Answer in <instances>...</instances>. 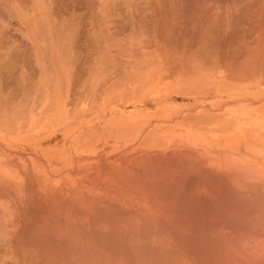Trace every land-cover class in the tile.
Instances as JSON below:
<instances>
[{
  "label": "rangeland",
  "instance_id": "obj_1",
  "mask_svg": "<svg viewBox=\"0 0 264 264\" xmlns=\"http://www.w3.org/2000/svg\"><path fill=\"white\" fill-rule=\"evenodd\" d=\"M182 1L192 9L205 2ZM45 4L33 0L35 17L46 13ZM136 4L137 31L145 32L146 21L154 32L160 29L164 0ZM227 7L233 62L246 68L250 96H255L264 87V0H227ZM26 24L14 32V40L34 61L0 72V251L6 250L0 259L9 260L4 264H229L235 259L242 264L241 257L253 254L245 248L248 253L256 245L264 248V173L258 170L257 153L80 151L91 138L81 140L77 112L73 144L66 147L52 137L49 41L42 36L35 42L32 33L26 35ZM33 41L40 46L38 60ZM119 248L124 250L117 255Z\"/></svg>",
  "mask_w": 264,
  "mask_h": 264
},
{
  "label": "crops",
  "instance_id": "obj_2",
  "mask_svg": "<svg viewBox=\"0 0 264 264\" xmlns=\"http://www.w3.org/2000/svg\"><path fill=\"white\" fill-rule=\"evenodd\" d=\"M84 1L88 4L90 0H79L82 5L79 4L78 0L76 2L74 0H56V5L53 6V9L57 8L56 11L54 10L55 12H50L51 14H48L47 8L49 9V7H47L46 13L42 16L44 20H42L41 17L39 18L41 19L39 22L40 24H47L46 26H48V104L50 128L51 131H53L52 137L55 136L56 139L58 136L66 147L68 145L71 146L74 142L73 137L76 136L74 135L73 127L74 120H76V118H74V112H77L80 113L79 136H81V140L83 137L91 138V140L86 139L81 145L82 148L80 151L94 153L130 152L141 153L144 156L149 154L255 152L258 154V170L264 173V87H258L256 95L250 96L249 79L246 68L244 69L242 65H234L232 17L231 10H229L231 8L227 7V0H216L217 2L214 0L215 3L213 1L211 2L213 7L209 6L208 3L210 2L207 1V3L205 1L200 3V5H204L199 6L197 9L184 7L183 4L185 3L181 0H164V24L155 32L150 29L149 32H151V34H147L146 32L151 38H148L145 33H137V30L134 29L136 27V21L134 24L129 22L132 26L128 24H123L122 26V22L120 23L119 20L118 22L122 29L119 25V29L117 27L115 28L117 25H114V22L111 23L109 21L110 18H106L105 15H103L102 9H105L104 1L96 0V5V2L90 1V4L86 5V7V2ZM181 2L183 4H180ZM66 3L70 4L67 5ZM98 5L99 8L97 7L98 9H96L98 11L95 10V12V6ZM70 6L73 7L69 8ZM78 6L81 10L76 8ZM63 7L70 9H68L67 15L63 14L65 11L67 12V8H65V10ZM112 8H114L112 12L114 11L116 13L120 12L119 8L121 10L119 6L116 7L118 12L115 10V7ZM76 10L80 12L78 13ZM82 10L84 12H82ZM57 11L59 12V15H57L59 17L61 16L60 18L54 14L57 13ZM90 14H92V18L89 16ZM62 15L66 17L63 19ZM97 15H99L101 19L99 16L95 18ZM81 18H85L86 21L84 19L81 21ZM88 19L93 20V22L96 19L101 20L100 23H95L98 28L97 31L95 30L97 29L96 25H92V22H88ZM79 22H82L83 25ZM118 22L115 21V24H118ZM79 24H81V26H79ZM111 25L114 29L111 28ZM85 27L88 28V31L84 30ZM58 28H62L60 29L61 32H59ZM74 28H77V31L74 30ZM127 28H129L130 31ZM67 29L69 31L71 30L72 33H69V31L67 33ZM120 29L124 30L120 33ZM91 30H93L92 34L97 38L93 35L86 37L88 33L91 34ZM84 31L87 33L86 35ZM126 31H128L127 35ZM37 32L39 35H42V32ZM77 32L78 35L76 36ZM129 32L132 35H130ZM38 33H36V35H38ZM101 33L102 35H99ZM68 34L71 36H68ZM112 34L116 35V37L118 36L121 41L118 37H113ZM128 34L130 36H128ZM80 35L81 38L79 37ZM133 35L135 39H133ZM192 35L194 36L192 37ZM110 36L113 37V39H111V44L113 43L112 45L115 46L114 48L117 52L114 48L109 49L111 48L109 43V41H111L109 40ZM98 37H100L101 40ZM38 38L41 39L42 36H38ZM78 38L80 40H78ZM187 38L193 41V45L190 41V46L186 44ZM114 39H118L120 42L124 41L120 43L117 40L116 42ZM68 40L70 41L68 42ZM88 41L90 42L87 43ZM137 41L142 43L136 45L138 44ZM145 41L149 46L145 44ZM82 42L83 47H87L89 50L85 48L86 51L79 45L81 49L83 48V50H80L77 45L79 43L82 45ZM63 43L65 46L62 45ZM126 44L127 47H124ZM131 44L133 46H130ZM69 46L70 49L75 46L76 50H70ZM138 46L140 47L138 48ZM144 46H146L145 49ZM201 46L203 48L202 50ZM77 47L79 49H77ZM91 47L93 49L97 48L96 51L94 50L96 54ZM120 47L122 50L124 49L123 52ZM208 47L211 48L209 49ZM126 48L128 49L126 50ZM199 48L200 50L198 52ZM141 49L144 51V55L139 56L138 59V52H142ZM204 49H206L205 51L207 52L203 51ZM66 50H68V52H65V56L63 55V51ZM99 50L100 55L98 54ZM111 50H113L116 55L114 52L112 53ZM85 51L86 53L88 51H93L94 53L92 52V55L96 59L93 58L89 52V54H84ZM136 51H138L137 54ZM76 52L78 54H76ZM67 53L70 55V59ZM122 53L124 54L120 55ZM195 54L201 57L199 58V56ZM82 55H86L88 58L85 56L84 59ZM118 55H120L123 60H119L120 58ZM212 55L213 57H211ZM125 56L127 58H125ZM78 57L84 59L85 62L87 61L86 63L89 65L90 63L94 64L95 66H90L92 69L95 68L90 71L89 65L85 62H83V64L81 63L83 61L82 59L78 61L81 63L80 68L76 60ZM89 57H92L93 63H88L91 61ZM129 57L132 58V60ZM149 57L151 58L149 59ZM190 57H193V61H191L192 58L190 60ZM210 57L214 62L212 60L210 61ZM66 59L68 60L66 61ZM127 59L129 60L127 61ZM205 60H207V66H205ZM137 61H140L139 63L141 66H138L139 63ZM67 62L70 64H67ZM192 62H194V66H192ZM190 63L192 69L190 68ZM211 63L213 66H211ZM85 64L89 68H87ZM73 65L75 67H73ZM126 65L129 68L125 67ZM105 66L111 69L108 70V67L105 68ZM210 66L212 69L215 68V71L214 69L212 71L209 68ZM78 68H80L81 72L76 70ZM84 68L93 72L91 73L92 77H90L91 75L87 76V72L88 74H90V72ZM115 68L117 69L115 70ZM134 68L137 71H135ZM208 68L212 73L209 72ZM105 72L108 73L107 76L103 75L106 74ZM77 73L79 76H77ZM83 74H86L87 77H84ZM73 75L77 76V78ZM80 75L86 78H82L83 81L86 80V85L83 81L81 83V79H78ZM52 77L53 79L51 80ZM87 78L90 79V81H88ZM75 79L80 82L78 81L77 83ZM107 79H109L108 84L106 83V81H108ZM55 84H58V89H56L58 91L55 90V88H57ZM74 84H80V86H82L80 87L77 85L72 89V85ZM83 84L86 86L85 90L82 89L85 87ZM262 85L264 86V83H262ZM79 91H83V96ZM79 93L82 98L78 96ZM70 151H72V149Z\"/></svg>",
  "mask_w": 264,
  "mask_h": 264
},
{
  "label": "bare ground",
  "instance_id": "obj_3",
  "mask_svg": "<svg viewBox=\"0 0 264 264\" xmlns=\"http://www.w3.org/2000/svg\"><path fill=\"white\" fill-rule=\"evenodd\" d=\"M43 1V0H42ZM55 1L56 0H45V2H46V8L47 7H49V9L47 8V13L48 14H51V13H53V12H55L56 11V9L57 8H55V9H53V6L54 5H56L55 4ZM72 1V0H71ZM75 2L77 1V0H74ZM91 2H96L95 3V5L97 4V1L96 0H90ZM90 1H88V4H90ZM102 1H104V4H105V9L103 8H100V9H102L103 11V15H105V17L107 18V17H109L110 18V22L112 23V22H114V25H117V26H115V28L117 27L118 29H119V27H118V25H119V22L121 23L122 22V26H123V24H128V25H131V23H135V21H136V27L134 28V29H136L137 30V5L138 4H136L137 3V1L138 0H102ZM149 1H151V0H149ZM176 1V0H175ZM182 1V0H181ZM189 1V0H188ZM187 1V2H188ZM198 1V0H197ZM201 1V0H200ZM203 1V0H202ZM206 1V0H205ZM208 1V0H207ZM211 1H213V0H211ZM60 2V1H59ZM78 2H79V0H78ZM81 2V1H80ZM80 2H79V4H80ZM84 2H86V1H84ZM214 2V1H213ZM215 2H217L216 0H215ZM214 2V3H215ZM36 3V2H35ZM61 3V2H60ZM63 3H65V2H63ZM71 3V2H70ZM70 3H66L67 5H69ZM83 3V2H82ZM200 3V2H199ZM202 3V2H201ZM208 3V2H207ZM85 4V3H84ZM87 4V2H86V4H85V7H86V5H88ZM92 4V3H91ZM180 4H183L182 2L180 3ZM185 4H188V3H186L185 2ZM216 4H219V3H216ZM37 5V4H36ZM73 5V4H72ZM80 5H82V4H80ZM79 5V6H80ZM184 5V4H183ZM189 5V4H188ZM187 5V6H188ZM204 4H202L201 6H203ZM207 5V4H206ZM63 6V5H62ZM66 6V5H65ZM76 6V5H75ZM79 6L78 7H76L77 9H79ZM93 6H94V3H93ZM101 6V5H100ZM117 6H119V7H121V10H120V8H119V11L120 12H118L117 10H116V7ZM186 6V5H185ZM190 6V5H189ZM35 6H33V0H0V72H5V73H11L12 71H14L15 69H18L19 67H24V66H27L28 64H29V60H33L32 58H29V57H27L26 55H24V54H22L23 53V51H22V49H23V46H21L20 48H18L17 46H16V40H14V39H16L15 38V34H14V32H16L17 30L18 31H20V29H19V27H20V25H22V23L23 24H25V23H27L26 25H27V36H29L31 33V35L30 36H32V38H33V40H35V42H37L38 40H39V38H38V35H39V33L37 32V31H40V32H42V35L40 34V36H43V37H48V26H46L47 24H40L39 22H40V20L42 19V16L40 15V17H41V19H39L38 18V16L39 15H37V17H35L36 16V8H34ZM57 7H59V6H57ZM61 7V6H60ZM71 7H73V6H70L69 8H71ZM82 7V6H81ZM80 7V8H81ZM83 7H84V5H83ZM82 7V8H83ZM89 7V6H88ZM92 7V6H91ZM99 8V5L98 6H95V9H94V11L96 10V9H98ZM110 7V8H109ZM112 7H115V10L118 12V13H116V12H112V9H114V8H112ZM64 9L65 8H67V7H63ZM62 8V9H63ZM69 8H67V12L65 11L63 14H65V15H67L66 13H68V11L70 10ZM131 8V9H130ZM63 9V10H64ZM69 9V10H68ZM92 9V8H91ZM90 9V10H91ZM55 10V11H54ZM62 10V11H63ZM66 10V9H65ZM79 10H81V9H79ZM77 11L76 10V12H80V11ZM85 10V9H84ZM87 10V9H86ZM59 11V10H58ZM57 11V13H54V14H56V16H58L59 14V12ZM60 11H61V9H60ZM96 11H98V10H96ZM95 11V12H96ZM101 11V10H100ZM44 12H45V10H44ZM51 12V13H50ZM82 12H84L83 10H82ZM87 12H93V11H87ZM86 12V13H87ZM60 13H62V12H60ZM73 13V12H72ZM116 13V14H115ZM53 14V15H54ZM58 14V15H57ZM75 14H77V13H75ZM83 14V13H82ZM95 14V13H94ZM96 14H98V13H96ZM71 15V14H70ZM84 15V14H83ZM44 16V15H43ZM63 16V15H62ZM71 16H73V15H71ZM70 16V17H71ZM77 16V15H76ZM79 16V15H78ZM91 18H92V14H90L89 15ZM99 15H97L95 18H97ZM49 17H50V15H49ZM54 17H55V15H54ZM59 17V16H58ZM61 17V16H60ZM59 17V18H60ZM64 17H66V16H63V19H64ZM69 17V18H70ZM84 17V16H83ZM87 17V16H86ZM90 17H88V18H90ZM58 18V19H59ZM69 18H67V19H69ZM78 18V17H77ZM93 18H94V16H93ZM99 18H100V16H99ZM208 18V17H207ZM53 19V18H52ZM56 19V18H55ZM85 21H86V19L85 18H83ZM82 18L80 19L81 21L83 20ZM101 19V18H100ZM42 20H44V19H42ZM57 20V19H56ZM89 20V21H88ZM87 21L88 22H92L91 24L92 25H96L95 23L96 22H98V23H100V21L101 20H98V19H96V20H98V21H96V20H94V22H93V20H91V19H88ZM91 20V21H90ZM108 20V19H107ZM120 20V21H119ZM78 21H79V19H78ZM115 21H119L118 22V24H115ZM42 22V21H41ZM56 22V21H55ZM65 22V21H64ZM64 22H63V24H64ZM129 22H131L130 24H129ZM261 22H262V20H261ZM260 22V20H259V23H261ZM43 23V22H42ZM46 23H47V21H46ZM54 23V22H53ZM57 23V22H56ZM58 23H59V21H58ZM79 23H81L82 24V22H79ZM84 23V22H83ZM97 23V24H98ZM262 23H264V22H262ZM50 24V23H49ZM81 24H79V26H81ZM88 24H90V23H88ZM57 25V24H56ZM83 25V24H82ZM85 25V24H84ZM87 25V24H86ZM99 25V24H98ZM104 25V24H103ZM121 25H119L120 26V28L122 29V27H121ZM141 25V24H140ZM144 25V24H143ZM143 25L141 26V28H143ZM13 26H16V27H13ZM69 26V25H68ZM91 26V25H90ZM93 26V27H94ZM100 26V25H99ZM98 26V27H99ZM102 26V25H101ZM112 26V25H111ZM132 26V25H131ZM144 26H146L145 27V29L146 30H144L145 32H139V31H137V33L139 32L140 34H143V33H145L146 34V32H147V34L149 33V34H151V32H149L150 31V29H153L152 27V25H151V23L149 24V21H146V23H145V25ZM77 27H78V24H77ZM83 27V26H82ZM87 27H88V25H87ZM127 27H129V26H127ZM84 28V27H83ZM96 28H97V25H96ZM100 28V27H99ZM111 28H113L114 29V27L112 26ZM124 28V27H123ZM126 28V27H125ZM132 28V29H133ZM60 29H62V28H60ZM60 29L58 28V30H59V32H61L60 31ZM77 29V28H76ZM75 28H74V30H76ZM78 29H80V28H78ZM88 28H86L85 27V29L84 30H87ZM93 29V28H92ZM101 29V28H100ZM107 29V28H106ZM120 29V33H121V31H123V30H121ZM127 29H129V28H127ZM138 29H139V27H138ZM66 30V29H65ZM96 31L98 30V28L97 29H95ZM68 29H67V33H68ZM77 31V30H76ZM88 31V30H87ZM111 31H112V29H111ZM129 31H130V29H129ZM71 32V30L69 31V33ZM74 32V31H73ZM92 32H93V30H91V34H87L85 31H84V33H85V35H86V37L88 36H90V35H93L92 34ZM125 32V31H124ZM127 32L128 31H126V35H127ZM36 33H38V35H36ZM52 33V32H51ZM72 33V32H71ZM80 33V32H79ZM83 33V34H84ZM94 33H97V32H94ZM114 33V32H113ZM117 33V32H116ZM115 33V34H116ZM119 33V34H120ZM138 33V34H139ZM81 34V33H80ZM123 34V33H122ZM129 34H130V32H129ZM128 34V36H130V35H132V34H130L129 35ZM135 34V33H134ZM146 34V36L149 38L150 36H148ZM55 35V34H54ZM61 35V34H60ZM66 35V34H65ZM64 35V36H65ZM78 35V32L76 33V36ZM82 35V34H81ZM81 35L79 36L80 38H81ZM99 35H102V33L101 34H99ZM107 35V34H106ZM113 35V34H112ZM117 35V34H116ZM116 35H113V37L115 36V38H117L116 37ZM125 35V34H124ZM68 36H71V35H69L68 34ZM94 36V35H93ZM97 36V35H96ZM136 36H138V35H136ZM152 36V35H151ZM188 36H191V35H188ZM194 35H192V37H193ZM57 37V36H56ZM62 37V36H61ZM95 37V36H94ZM113 37L112 36H110V38H109V40H111V39H113ZM132 37H134V35L132 36ZM146 37V38H147ZM64 38V37H63ZM66 38H68V37H66ZM65 38V39H66ZM72 38V37H71ZM85 38V37H84ZM91 38V37H90ZM95 38H97V37H95ZM94 38V39H95ZM99 39H100V37H98ZM140 38V37H139ZM145 38V37H144ZM147 38V39H148ZM151 38V37H150ZM73 39V38H72ZM71 39V40H72ZM87 39V38H86ZM118 39H119V37H118ZM116 39L117 41H121V39ZM133 39H135V37L133 38ZM137 39V38H136ZM142 39V38H141ZM141 39H138V40H141ZM183 39V38H182ZM191 39V38H190ZM63 40V39H62ZM78 40H80L79 38H78ZM84 40V39H83ZM88 40H89V38H88ZM101 40V39H100ZM99 40V41H100ZM103 40V39H102ZM115 40V39H114ZM115 40V41H116ZM124 40H125V38H124ZM123 40V41H124ZM128 40H131V39H128ZM188 40V41H187ZM187 40H186V44L187 45H189L190 46V44H189V38H187ZM70 40H68V42H69ZM76 41H77V39H76ZM75 41V43L77 44V42ZM86 41V40H85ZM85 41H83V42H85ZM116 41V42H117ZM119 41V42H120ZM122 41V42H123ZM136 41V40H135ZM147 41V40H146ZM145 41V42H146ZM153 41V40H152ZM151 41V42H152ZM30 42V41H29ZM63 42V41H62ZM81 42V41H80ZM83 42H82V45H81V43H79L77 46L80 48V46H82L83 47ZM90 41H88L87 43H89ZM104 42V41H103ZM111 42H112V40L111 41H109V43H110V46H111V48H109V49H112V48H114L115 46H113L112 44H111ZM118 42V43H119ZM122 42H120V43H122ZM126 42V41H125ZM124 42V43H125ZM128 42V41H127ZM138 42V44H136V45H139L140 43H142V42H140L139 43V41H137ZM143 42H144V40H143ZM192 40L190 41V43L192 44ZM43 43H45V42H43ZM94 43V42H93ZM105 43V42H104ZM31 44V49L34 51V53H35V57L37 58L36 60H38L39 58H38V54H39V47L40 46H36L35 44H34V41H33V44L32 43H30ZM65 44H66V42H65ZM99 44V43H98ZM117 44V43H116ZM127 44H129V43H127ZM127 44H126V46H124V47H127ZM147 46H149L148 44H147V42L145 43ZM150 44H152V43H150ZM203 44V43H202ZM206 44V43H205ZM35 45V46H34ZM63 46H65L64 45V43L62 44ZM69 45V44H68ZM75 45V44H74ZM80 45V46H79ZM88 45V44H87ZM96 45V44H95ZM100 45V44H99ZM98 45V46H99ZM119 45V44H118ZM136 45H135V47H136ZM142 45V44H141ZM187 45H185V46H187ZM193 45V44H192ZM191 45V46H192ZM45 48H46V45L44 44L43 45ZM66 46H67V44H66ZM93 46V45H92ZM97 46V47H98ZM123 46V45H122ZM130 46H133L132 44L130 45ZM188 46V47H189ZM200 46V45H199ZM205 46V45H204ZM203 46V47H204ZM60 47V46H59ZM77 47V49H79ZM95 47V46H94ZM140 46H138V48H139ZM145 47L146 46H144V49H145ZM197 47H198V45H197ZM197 47H195V48H197ZM47 48L49 49V45L47 46ZM64 48V47H63ZM84 48V50H86L85 48H87V47H83ZM83 48L81 49L80 48V50H83ZM105 48V47H104ZM117 48V47H116ZM134 48V47H133ZM143 48V47H142ZM206 48V47H205ZM209 48V47H208ZM211 48V47H210ZM209 48V49H210ZM216 48V47H215ZM214 48V49H215ZM69 49H70V46H69ZM73 49V51H74V49L76 50V48H75V46L72 48ZM72 49H70V50H72ZM88 49V48H87ZM91 49L94 51H96V49L94 48H92L91 47ZM90 49V50H91ZM98 49H100V48H98ZM115 49V48H114ZM118 49V48H117ZM120 49H121V47H120ZM128 48H126V50H127ZM150 49V48H149ZM185 49V48H184ZM192 49H194V48H192ZM203 48H202V46H201V50H202ZM209 49H208V51H209ZM52 50V49H51ZM64 50V49H63ZM89 50V49H88ZM101 50H102V48H101ZM106 50V49H105ZM116 50V49H115ZM119 50V49H118ZM124 50V49H123ZM123 50L121 49V51L123 52ZM136 50V49H135ZM142 50V49H141ZM147 50V49H146ZM199 50H200V48L198 49V52H199ZM206 49H204L203 51H205ZM78 51V50H77ZM87 51V50H86ZM86 51L84 52V54L86 53ZM92 51V52H93ZM94 51V52H95ZM143 51V50H142ZM191 51V50H190ZM194 51V50H193ZM64 52V54L63 55H65L66 53L65 52H68V50H66V51H63ZM62 52V53H63ZM79 52V51H78ZM82 52V51H81ZM80 52V53H81ZM89 52V51H88ZM87 52V53H88ZM92 52H89V53H91V55H92ZM93 52V53H94ZM102 52V51H101ZM103 52H106V51H103ZM111 52L113 53L114 51L113 50H111ZM116 52H117V50H116ZM135 52V51H134ZM137 52L138 51H136V54H137ZM139 52H141V51H139ZM138 52V59H139V53ZM147 52H148V50H147ZM152 52V51H151ZM196 52H197V50H196ZM205 52H207V51H205ZM83 53V52H82ZM86 53V54H87ZM88 53V54H89ZM100 53V50H99V52H98V54ZM115 53V52H114ZM195 53V52H194ZM203 53V52H202ZM211 53V52H210ZM50 54V53H49ZM76 54H78L77 52H76ZM95 54H96V52H95ZM97 54V55H98ZM124 53H122V54H120V55H123ZM144 54V53H143ZM192 54H193V52H192ZM198 54H200V53H198ZM197 54V55H198ZM204 54V53H203ZM202 54V55H203ZM45 54L44 53H42V56H44ZM67 55L69 56L68 58L70 59V55L67 53ZM75 55V54H74ZM100 55V54H99ZM105 55H106V53H105ZM115 55H116V53H115ZM120 55H118L119 56V60H121L122 58L120 57ZM127 55V54H126ZM130 55V54H129ZM132 55H133V53H132ZM147 55V54H146ZM189 55V54H188ZM196 55V54H195ZM196 55V56H197ZM208 55H210V54H208ZM50 56V55H49ZM66 56V55H65ZM81 56V55H80ZM83 57H84V59H85V56L84 55H82ZM93 56V55H92ZM101 56H102V54H101ZM100 56V57H101ZM103 56H104V54H103ZM190 56V55H189ZM192 56V55H191ZM194 56V55H193ZM199 56V55H198ZM204 56V55H203ZM87 57V56H86ZM132 57V56H131ZM201 56H199V58H200ZM206 57V56H205ZM211 57H213V55L211 56ZM211 57H210V61L212 60L213 61V59H211ZM88 58V57H87ZM90 58V57H89ZM93 58H95L94 56H93ZM98 58V57H97ZM124 58V57H123ZM125 58H127L126 56H125ZM130 58V57H129ZM133 58H136V57H133ZM146 58L148 59V57L146 56ZM151 57H149V59H150ZM191 58H192V60H191ZM196 59H198L197 57H195ZM43 59V58H42ZM72 59V58H71ZM80 59H82V58H80V57H78V58H76V60H77V62L80 60ZM84 59H82L81 61V63L83 64V62H85L84 61ZM91 59V61H89L88 63H90V62H92L93 63V60H92V57L90 58ZM96 59V58H95ZM131 60H132V58H130ZM137 59V58H136ZM136 59H134V60H136ZM142 59V58H141ZM202 59V58H201ZM209 59V58H208ZM35 60V61H36ZM65 60V59H64ZM68 59H66V61H67ZM74 60V59H73ZM107 60V59H106ZM123 60V59H122ZM129 59H127V61H128ZM187 60H188V57H187ZM190 60L191 61H193V57H190ZM204 60V59H203ZM34 61V60H33ZM44 61V60H43ZM70 61V60H69ZM126 61V60H125ZM148 61V60H147ZM199 61V60H198ZM198 61H196V62H198ZM201 61V60H200ZM206 61L207 60H205V66H207L206 65ZM37 63H38V61H36ZM45 62V61H44ZM47 62V61H46ZM56 62V61H55ZM74 62V61H73ZM87 62V61H86ZM85 62V63H86ZM131 62V61H130ZM134 62V61H133ZM138 63L140 62V61H137ZM195 62V63H196ZM202 62V61H201ZM214 62V61H213ZM69 62H67V64H68ZM75 63V62H74ZM79 63V62H78ZM81 63H79V67L81 68V66H80V64ZM108 63V62H107ZM142 63V62H141ZM146 63V62H145ZM184 63H185V61H184ZM70 64V63H69ZM87 64V63H86ZM85 64V65H86ZM140 64V63H139ZM148 64V63H147ZM187 64H188V61H187ZM210 64V63H209ZM75 65V64H74ZM73 65V67H75ZM87 65H89V64H87ZM86 65V66H87ZM90 65H94V64H91L90 63ZM89 65V67L87 66V68H89L90 69V71H91V66ZM106 65V64H105ZM116 65V64H115ZM137 65V64H136ZM151 65H152V63H151ZM189 65V64H188ZM188 65H186L187 67H189ZM204 65V64H203ZM44 66V65H43ZM42 66V67H43ZM95 66V65H94ZM99 66H100V64H99ZM118 66V65H117ZM139 66H141V64L139 65ZM149 66V65H148ZM192 66H194V62H192ZM198 66V65H197ZM211 66H213L212 65V63H211ZM211 66L209 67L212 71H213V69H214V71H215V68H211ZM48 67V66H47ZM72 67V68H73ZM83 67H85V66H83ZM104 67V66H103ZM106 67H108V66H105V68ZM121 67V66H120ZM125 67H127V68H129L127 65L125 66ZM124 67V68H125ZM142 67H143V65H142ZM141 67V68H142ZM200 67V66H199ZM227 67V66H226ZM45 68V67H44ZM80 68H78V69H76V70H79L78 72H81V70H80ZM95 68V67H94ZM93 68V69H94ZM99 68V67H98ZM126 68V69H127ZM138 68V67H137ZM190 68L192 69V67H191V63H190ZM189 68V69H190ZM208 68V70H209V72H211L210 71V69ZM49 69V68H48ZM85 70H88L89 71V69H86V68H84ZM92 69V70H93ZM109 69H111L110 67H108V70ZM114 69V68H113ZM117 68H115V70H116ZM207 69V68H206ZM230 69V68H229ZM75 70V69H74ZM96 70V69H95ZM119 70V69H118ZM117 70V71H118ZM128 70V69H127ZM134 70H135V68H134ZM72 71H73V69H72ZM82 71H84V70H82ZM89 71V72H90ZM117 71H116V73H117ZM125 71V70H124ZM135 71H137V70H135ZM85 72V71H84ZM112 72V71H111ZM111 72H109V73H111ZM146 72V71H145ZM237 72V71H236ZM62 73V72H61ZM64 73V72H63ZM83 73V72H82ZM91 73H93V72H90V74H88V72H87V76H90L91 75ZM106 73V72H105ZM212 73V72H211ZM1 74V73H0ZM2 74H4V73H2ZM1 74V76H3ZM74 74V73H73ZM78 74V73H77ZM76 74V75H77ZM81 74V73H80ZM113 74V73H112ZM124 74V73H123ZM197 74V73H196ZM210 74V73H209ZM214 74H215V72H214ZM84 75V77H87L86 76V74H83ZM83 75H82V77H81V75H80V78H78L80 81H81V83H82V78H83ZM103 75H108V73H106V74H103ZM212 75V74H211ZM74 76V75H73ZM77 76H79V74L77 75ZM77 76H74V77H76L77 78ZM110 76V75H109ZM90 77H92V75L90 76ZM90 77H88V78H90ZM129 77V76H128ZM216 77V76H215ZM3 78V77H2ZM2 78L0 77V88H1V90H3L4 91V88H3V83H2ZM87 78V79H88ZM110 78V77H109ZM121 78H122V76H121ZM124 78V77H123ZM205 78V77H204ZM53 79V77L51 78V80ZM56 79V78H55ZM83 79H86V78H83ZM201 79H202V77H201ZM74 80V79H73ZM79 80H76L75 79V81L78 83V81ZM108 81H106V83L108 84L109 83V79H107ZM79 81V82H80ZM86 81V80H85ZM85 81H83V83L85 84ZM88 81H90V79H88ZM54 82V81H53ZM73 82V81H72ZM98 82H99V80H98ZM134 82V81H133ZM80 83V84H81ZM94 83H95V81H94ZM122 83V82H121ZM80 84H77V85H79L80 86ZM83 84V86H85ZM88 84V83H87ZM104 84V83H103ZM102 84V85H103ZM56 85V84H55ZM58 85V84H57ZM57 85L55 86V87H57ZM76 84H74V85H72V89H73V87L74 86H77ZM93 85H95V84H93ZM92 85V86H93ZM106 85V84H105ZM82 86V85H81ZM80 86V87H81ZM89 86V85H88ZM4 87H6L5 89H7L8 87L7 86H4ZM79 87V88H80ZM105 87V86H104ZM77 88V87H76ZM89 88H90V86H89ZM89 88L87 87V89L89 90ZM101 88H102V86H101ZM56 89H58V87L57 88H55V90ZM83 90H85L86 89V86L85 87H83L82 88ZM91 89V88H90ZM81 90V89H80ZM92 90V89H91ZM56 91H58V90H56ZM79 92H81V91H79ZM97 92V91H96ZM5 96H7L8 97V94H5L4 92H2ZM83 93V91L81 92V94ZM88 93H90V92H88ZM78 96H80V93H79V95ZM82 96H83V94H82ZM77 97V96H76ZM10 97H8V99H9ZM71 98H73V97H71ZM80 98H82L81 96H80ZM3 100H4V98H2ZM2 100V101H3ZM3 103V102H2ZM70 104H71V102H70ZM72 105V104H71ZM14 108V107H13ZM15 109V108H14ZM193 167H194V165H192ZM195 169H196V167H195ZM198 170V169H197ZM187 174V173H186ZM185 176V175H184ZM181 180H183V178L181 179ZM197 181H199V180H197ZM201 181V180H200ZM200 181L198 182V183H200ZM201 184H202V182H201ZM205 187V186H204ZM203 187V188H204ZM206 190V189H205ZM210 190V189H209ZM171 191V190H170ZM202 191V190H201ZM203 192V191H202ZM200 193V192H199ZM201 194V193H200ZM205 215V214H204ZM23 223V222H22ZM19 230H20V227H19V229L17 230V233L19 232ZM116 230V229H115ZM114 230V231H115ZM135 230V229H134ZM118 231H115V233H117ZM112 233H113V231H112ZM130 233H131V230H130ZM119 234V233H118ZM117 234V236H119ZM129 234V233H128ZM128 234H126V232H125V235H127L128 236ZM174 234H176V233H174ZM130 235V234H129ZM135 235V234H134ZM102 236V235H101ZM100 236V238L101 239H103V237H101ZM127 236H126V238H127ZM109 237V236H108ZM107 237V238H108ZM110 237H112V236H110ZM109 237V238H110ZM125 237V236H124ZM129 237V236H128ZM262 237V236H261ZM112 239H113V237H112ZM111 239V240H112ZM129 239V238H128ZM150 239V238H149ZM167 239V238H166ZM114 240V239H113ZM126 240V239H125ZM133 240V239H132ZM107 241V240H106ZM106 241H104V244L103 245H105L106 247H108L107 245H106V243H108L109 244V242H106ZM108 241H110L109 239H108ZM128 241V240H127ZM131 241V240H130ZM259 241V240H258ZM106 242V243H105ZM150 242H151V239H150ZM180 242H181V244H182V241L180 240ZM123 241H122V246H127L125 243H124V245H123ZM128 243V242H127ZM261 243H263V242H261ZM14 244V243H13ZM12 244V245H13ZM23 244V243H22ZM150 244V243H149ZM2 245V244H1ZM5 245V244H4ZM3 245V246H4ZM11 245V246H12ZM15 245V244H14ZM110 245V244H109ZM120 245V244H119ZM118 245V246H119ZM133 244H132V242L130 243V246H132ZM165 245V244H164ZM188 245H189V243H188ZM233 245V244H232ZM264 245V244H263ZM121 246V245H120ZM119 246V247H120ZM129 246V244H128V246H127V248L128 247H130ZM187 246V245H186ZM230 246V245H229ZM228 246V247H229ZM238 246H240V245H238ZM237 246V247H238ZM249 246H251V244L249 245ZM256 246H258V248L256 247ZM254 245V247H256V249L255 250H253L254 248L252 247V250H253V252H251V250H250V252L251 253H248V249L247 248H245L246 250H247V254H252V255H250V257H246V258H244V257H241V255L239 256V257H241L242 258V260H240V261H242V264H264V248L262 249L261 247H263V246H261V247H259V245ZM2 247V246H1ZM1 247H0V249H1ZM5 247H7V246H5ZM14 247V246H13ZM133 247V246H132ZM183 247H184V244H183ZM224 247V246H223ZM233 247V246H232ZM236 247V246H235ZM235 247H233V249L232 250H234V248ZM4 248V247H3ZM10 248H12V247H10ZM15 248V247H14ZM17 248V247H16ZM22 249V251L24 250V251H26L25 250V247H23L22 245H21V247H18V249ZM121 248H124L125 249V247H121ZM121 248H119V250L117 249V251L115 252L114 250V252L117 254V255H119L118 254V251H123V250H121ZM131 248V247H130ZM134 248V247H133ZM143 248V247H142ZM147 248V247H146ZM146 248H145V250H146ZM169 248V247H168ZM171 248V247H170ZM180 248V247H179ZM225 248H227V247H225ZM109 249V248H108ZM129 249V248H128ZM135 249V248H134ZM144 249V248H143ZM241 249V247L239 248V250ZM4 250V249H3ZM145 250H143V251H145ZM239 250L237 251V252H239ZM2 251V250H1ZM0 251V252H1ZM12 251V250H11ZM21 250H20V252L21 253H23L24 254V251L22 252ZM133 251V250H132ZM132 251H129V252H131L132 253ZM174 251V250H173ZM172 251V252H173ZM208 251V250H207ZM231 251V250H230ZM242 251H245L243 248H242ZM5 252H6V250H5ZM5 252H3L2 251V253H5ZM13 252V251H12ZM12 252H11V255H13L12 254ZM128 252V253H129ZM142 252V251H141ZM153 252H154V249H153V251H152V254H153ZM206 252V251H205ZM232 252V251H231ZM237 252H236V254H237ZM14 253V252H13ZM20 253V254H21ZM49 253V252H48ZM51 253H53V252H51ZM109 253H110V250H109ZM134 253V252H133ZM223 253V252H222ZM225 253H226V251H225ZM1 254V253H0ZM22 254V256H25V254L27 255V252H25V254L23 255ZM54 254V253H53ZM126 254V253H125ZM130 254V253H129ZM128 254V255H129ZM142 254V253H141ZM167 253H165V255H166ZM176 254V253H175ZM235 254V252L234 253H231V255H234ZM235 254V255H236ZM241 254H242V256H243V253L241 252ZM4 254H2L1 256H3ZM230 255V254H229ZM234 255V256H235ZM245 255V254H244ZM0 256V257H1ZM5 256H6V253H5V255L3 256V258H5ZM46 256V255H45ZM52 256V255H51ZM55 256V255H54ZM97 256V255H96ZM109 257H111L110 255H108ZM112 258H115V256L112 254ZM151 256V255H150ZM173 256H174V254H173ZM185 256V255H184ZM223 256H224V254H223ZM248 256V255H247ZM19 257V256H18ZM26 257V256H25ZM171 257H172V255H171ZM231 256H228V259L230 258ZM3 258H1L0 260H1V262H2V260H6V261H9V260H7L8 258H6V259H3ZM10 258V257H9ZM24 258V257H23ZM148 258V257H147ZM167 258V257H166ZM222 258V257H221ZM237 258V257H236ZM240 258V259H241ZM25 259V258H24ZM146 259V258H145ZM144 259V260H145ZM172 259V258H171ZM224 259V258H223ZM235 258L234 257H232L231 259H229L230 261H232V260H234ZM237 259H239V258H237ZM13 260L14 261H16L15 259H14V256H13ZM22 260V259H21ZM156 260V259H155ZM176 260V259H175ZM180 260H181V258H180ZM216 260V259H215ZM6 261H4V262H6ZM166 261V260H165ZM178 261V260H177ZM235 261H237L236 259L234 260V263H233V261L232 262H230L231 264H236L235 263ZM239 261V260H238ZM244 261V262H243ZM246 261V262H245ZM4 262H2L3 264H4ZM17 262V261H16ZM154 262V261H153ZM170 262H172V261H170ZM191 263H192V261H190ZM7 263V262H6ZM183 263H184V261H183ZM182 263V264H183ZM189 263V262H188ZM196 263V262H195ZM229 263V262H228ZM229 263V264H230ZM240 264H241V262H239ZM238 262H237V264H239ZM121 264V263H120ZM174 264H175V262H174ZM190 264V263H189Z\"/></svg>",
  "mask_w": 264,
  "mask_h": 264
}]
</instances>
